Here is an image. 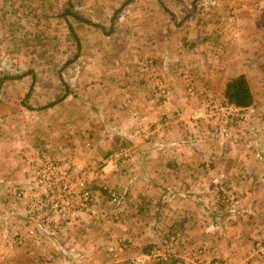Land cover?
<instances>
[{
  "label": "rangeland",
  "instance_id": "obj_1",
  "mask_svg": "<svg viewBox=\"0 0 264 264\" xmlns=\"http://www.w3.org/2000/svg\"><path fill=\"white\" fill-rule=\"evenodd\" d=\"M4 1L10 3L11 0H0V3ZM17 2L24 3V0H17ZM26 2L29 4L21 10L20 16L15 14L19 12V9H10L0 4V20L4 22L0 30L7 31L6 35L0 34V77L20 75L14 79L7 78L0 85V185L5 199L0 201V208H2L0 228L3 221H6L7 227L12 231L11 236L13 232H16L15 236L17 239L20 238L17 240L19 246L31 241L39 244H27L25 248L14 249L13 247V252H8L5 256L2 254L4 249L0 248V264L6 262L5 260H10L9 264H16L19 255L22 256L19 264H47L46 262L50 261L45 257L52 254L51 248L47 245V242L51 241H48L47 237L58 239L68 236L69 239H74L80 245H84L83 251L104 254L99 249V242L90 243L91 240L97 238L107 239V241L111 239L110 226L107 230L100 227V213L112 207L113 209L115 207L116 211L129 191L142 192L143 187L136 183L132 185L121 183L117 185L119 188L115 189L107 183L96 184V180L104 175L101 169L106 160L104 156L108 151L123 148L115 155V161L118 162L117 168L127 169L132 161L130 158L141 155V152L130 150V147L132 145L141 146L142 136L135 128L130 129V124L134 120H130L126 127L120 122L117 128V116L114 117V109L111 111L110 106L106 108L105 104L102 108L97 105L96 99L109 95V93L113 94L114 89L95 88L96 85L90 87L95 79L102 78L107 69L101 70L99 74L91 71L92 65H84L86 57L80 58V51L91 49L94 43L118 48L114 50L115 56H118L119 47L124 44L127 46L126 53L130 51V54L139 53L140 55L141 52L148 51L149 47L144 42L146 41L144 34L148 33V28L152 26V23L144 27L142 25V28L140 23L134 19L137 16L140 18L143 16L137 11L133 19L131 13L134 8L128 4L126 6V3H158L167 12L166 15L171 18L170 21L176 22L170 25V29H164L167 33L177 32L178 34L182 30V27L178 29V26H182V21L177 19L185 15L196 17L188 19L196 21L194 23L196 31L204 32L208 27V31L215 34L219 23H227L226 30H228L227 28L240 25L242 21H246L244 25L247 26L250 23L248 20L254 18L263 20L264 0H49L48 3L52 2L55 7L54 16L57 12L62 15L61 10L64 9V4L70 3L72 10L82 17L81 21L72 20L74 23L72 28L77 38L78 35L84 38H81V43L78 38L77 48L69 32L67 34L65 31L63 34L61 27L56 26L55 19L57 18H52L53 14L48 6L51 3H45L44 0L32 3L27 0ZM94 3L97 7L93 9H96L97 13L92 12L90 8ZM179 3L183 4L179 6ZM163 5H167V9ZM113 17H116V20ZM108 18L112 23L114 21L113 28L105 25L108 23ZM13 20L18 22L13 23ZM127 20L128 24H125ZM94 21L104 25V29L97 30L96 34H94L96 30L90 28L93 25L89 23ZM236 21H240L239 24H235ZM185 26L191 27L190 24H185ZM252 33L253 31L245 30L242 35L249 36ZM108 34L113 36H108ZM231 37H238V34L237 36L231 35ZM169 38L168 44L172 40V37ZM223 38L224 36L219 37L217 41H211L208 46L214 45L215 47ZM162 42L166 43V40ZM178 42L181 45L185 43L186 50L190 40L178 38ZM173 44L170 46L166 44V47L175 49ZM168 60L173 63L177 62L171 58ZM168 60L166 63H169ZM95 74H97L96 77ZM134 92L137 90L134 89ZM99 109L103 111L101 115H99ZM201 110L203 117L200 118V124H193L190 117L181 121L183 122L181 129L184 133L180 144L186 142L188 145L199 144L201 147H209L211 143L218 142V145H222V143L225 144L224 141L230 134L232 137V134L245 128L248 132L256 130L253 112H243L241 115L232 114L223 106L219 108L217 104L214 106L208 104ZM259 127H264V124ZM118 131L122 133L118 136L119 139L116 136ZM133 134L140 137L132 139ZM207 135L210 139L206 137ZM236 142L233 139L227 141V143H235L234 145ZM190 148L187 147V149ZM222 155L220 152L216 161L212 159L215 166L218 164L217 161H223ZM79 181L84 183L82 187L89 195L87 201L82 200V188L78 184ZM48 186L49 189H47ZM151 186L157 197L146 201H151L153 207L155 206L154 201L161 204L163 210L159 209L160 213L157 216L152 214V219L159 221L162 228L167 222L164 217L168 215L166 214L168 207L173 206L174 201L188 200L185 195L186 188L190 185H179V188L184 190L177 195H173L168 188L162 191L155 185ZM202 186L198 185L200 192L203 191L200 189ZM207 186L204 185V191L212 198H216L214 201L220 203L215 207L216 212L220 213H217L213 220L218 224L223 223L227 217L228 220L234 221L235 217L232 214H236L240 204L237 190L233 186L229 187L223 178H218L217 181L211 179ZM100 198H103V202L99 200ZM137 198L138 203L142 202L143 198ZM129 199L131 204H137V200L130 195ZM11 207L14 211L20 209L22 215L24 214L19 223L21 224L19 231L17 228L12 229L18 222L16 218L12 214L4 215V212L8 213ZM3 225L6 224L3 223ZM27 229L32 231L29 235ZM164 231L160 230V234L162 235ZM238 234L231 231L230 238L238 237ZM163 235L166 236L161 241L160 239L154 240L156 245L150 249L151 252L148 254L155 259L156 264H173L169 262L170 259L161 260L159 263L158 258L165 256L160 245L165 246L172 242L175 233L169 235L168 232H164ZM171 236L173 237L170 238ZM2 238L0 234L1 241ZM123 239L120 238L117 242L123 245ZM249 239L247 237L245 241L248 243ZM86 242L89 243L85 244ZM122 245H117L112 249L113 252L119 249L117 252H122V256H130L132 252L123 250ZM248 245V249H242L244 253L239 257L238 264H250L251 261L264 264V237L256 241L251 240ZM71 246H73L71 248L72 257L69 260L81 261L84 258L83 253L76 250L75 244ZM112 250L107 249L109 252ZM56 251H60V254L56 256H60L61 262V249H56ZM137 257L141 255L134 253L130 259L127 258V261L130 263L131 259ZM199 264L230 263L228 259L205 258Z\"/></svg>",
  "mask_w": 264,
  "mask_h": 264
},
{
  "label": "crops",
  "instance_id": "obj_2",
  "mask_svg": "<svg viewBox=\"0 0 264 264\" xmlns=\"http://www.w3.org/2000/svg\"><path fill=\"white\" fill-rule=\"evenodd\" d=\"M26 1L18 3L17 0H11L10 3L4 1L0 4L10 9H19V12L17 11L15 14L20 16L21 10L29 4ZM37 1L30 0L31 3ZM44 1L48 3L49 0ZM49 3L50 12L53 14L52 18H57L55 19L56 26L61 27L63 34L65 31L68 34L67 24L72 26L74 24L72 20L76 19L70 13L63 14V11L69 8V11L75 12L72 10L71 4L65 3L64 9L61 10L62 15L57 12L54 16V4ZM127 4L134 8L131 13L133 19L137 11L143 16V18L137 16L134 19L140 23L141 27L152 23V26L148 28V33L144 34L143 32L146 40L144 42L149 47L148 51L141 52L140 55L139 53L130 54V51L126 53L127 46L124 44L119 47L118 56H115L114 50L118 48L94 43L91 49L80 51V58L85 56L84 65H92L91 71L97 74L101 70L107 69L102 78L95 79L90 87L92 85H96L95 88L110 87L114 89L113 94L109 93V95L96 99L97 105L102 108L105 104L106 108L110 106L111 111L114 109V117L117 116V128L120 122L122 126L126 127L130 120H134L130 124V129L135 128L142 136L141 146L134 147L132 145L130 147V150L141 152V155L131 157L132 161L127 169L117 168L118 162L115 161V155L123 148L108 151L105 154L106 160L101 169L104 171V175L103 177L99 176L96 184L107 183L116 189L119 188L117 185H121V183H130L131 185L136 183L142 185L143 191H129L116 211L115 207L114 209L112 207L108 208V211L100 213V227L107 230L110 226L111 239L107 241V239L97 238L91 240L90 243L99 242V249L104 254L83 251L84 245H80L74 239H69L68 236L58 239L47 237L48 241H51L47 242V245L51 248L52 254L45 258H48L47 260L51 264H156L155 259L149 256L150 249L156 245L154 242L158 239L161 241L166 236L163 235L164 232H168L169 235L171 233H175V235L172 242L165 246L160 245L165 256L163 258L158 256L159 263L161 260L170 259L169 262H173V264L194 262L199 264L205 258L210 260L221 258L228 259L230 264H238L239 257L244 253L242 249H248V243L251 240L256 241L264 237V127H259L264 124V19H247L250 22L247 26L244 25L247 22L242 21L240 25L227 28L228 30H226L227 23H219L216 26L218 28L216 33L213 34L208 31V27L204 32L196 31L194 25L196 21L188 20L196 17L181 15L177 20L182 21V26H178V29L180 30L182 27V30L178 34L177 32L171 34L164 29H170V25L174 21H170L171 18H168L167 12L158 3H126V6ZM181 4L183 3H179V6ZM184 5L186 6L185 3ZM94 7H97L96 3L90 8H92V12L97 13L98 11L93 9ZM163 7L167 9V5H163ZM108 19V23L105 25L113 28L114 21L112 23L111 19ZM113 19L116 20V17ZM17 22L13 20V23ZM239 22L236 21L235 24H239ZM89 23L93 25L90 28L96 30L94 34L98 33L97 30L104 29V25L98 21ZM126 23L128 24V20ZM185 24H190L191 27L185 26ZM3 25L4 22L0 20V27ZM245 30L253 31L252 35H242ZM236 32L238 37H231V35L237 36ZM0 34L6 35L7 31L0 30ZM108 36L113 35L108 34ZM223 36V40L215 47L214 45L208 46V43L213 40L217 41L219 37ZM169 37H172V40L168 44ZM78 38L81 43L83 37L78 35ZM178 38L190 40L186 50L185 43L182 45L180 42L177 43ZM162 40H166V43ZM174 42L175 44H173ZM166 44L168 46L175 45V49H168ZM169 58L177 60V62L173 63L168 60ZM167 60L169 63H166ZM237 73L244 74L252 95V103L245 108H236L223 101L224 83ZM134 89L137 92H134ZM208 104H213V106L217 104L219 108L223 106L225 110L237 115H241L243 112H253L256 130L248 132L245 128L232 134V137L230 134L225 139V144L222 143V145H218V142L211 143L212 145L209 147H201L199 144L188 145L186 142L187 145L180 144L184 133L181 129L183 126L181 121L190 117L193 124H200V118L203 117L201 109ZM123 108L126 110H120ZM99 112L101 115L102 109H99ZM116 133L117 139H119L118 136L122 133L120 131ZM200 134L205 136L203 133ZM139 137L135 134L132 135V139ZM229 138L237 141L236 145L227 143L230 141ZM188 146L191 148L187 149ZM220 152L223 154V161H217L218 164L215 166L212 159L216 161ZM214 167L215 171H213ZM173 168L175 169L173 170ZM218 178H223L229 187L233 186L237 190L240 202L236 214H232L235 220L230 221L227 217L223 223L219 224L213 218L217 213H220L215 209L216 205L220 203L214 201L216 198H212L204 191V185L208 187L211 179L217 181ZM183 184L190 185L186 188L185 195L188 200L174 201L173 206L168 207L166 210L168 215L164 217L167 222L161 228L159 221H156L155 218L152 219V214L157 216L163 210L161 204L154 201L155 206L153 207L151 201H146L157 197L151 185H155L157 189L159 187L162 191L168 188L170 192H173V195H177L181 190H184L179 188V185ZM198 185H203L200 187L203 189L202 192L199 191ZM129 195L137 200V204H131ZM137 197L144 200L142 199V202L138 203ZM1 200L5 199L0 185ZM99 200L103 202V198ZM1 212L2 208H0V214ZM9 214H12L18 221L12 229L17 228L18 230L21 225L19 224L21 217L24 214L22 215L20 209L14 211L13 207L8 213L4 212V215ZM3 223L0 228V234L3 236L2 241L0 239V248L4 249L2 253L4 256L8 252H13V247L15 249L27 244H39L31 241L19 246L17 240L20 238L17 239L15 236L17 233L13 232L11 236L12 231L7 227L6 221ZM160 230H165L162 235ZM231 231L239 233L238 237L230 238ZM67 232L69 233V229ZM247 237L250 238L248 243L245 241ZM120 238H124L123 245L117 242ZM70 242L75 244L76 250L83 253L84 258L81 261L69 260L72 257L71 248L73 246L71 245H74ZM118 243L122 245L123 250L132 253L134 251L141 257L131 259L129 263L127 258L130 259L134 253H131L130 256H122V252H117L119 249L113 252L112 249L116 248ZM56 249H61V262L60 256H56V254H60V251H56ZM107 249L112 251L109 252ZM246 253L249 254V252ZM21 259L22 256L19 255L16 264H19ZM5 261V264L10 263L8 262L10 260ZM50 262L46 263L50 264ZM250 264H256V261H251Z\"/></svg>",
  "mask_w": 264,
  "mask_h": 264
},
{
  "label": "trees",
  "instance_id": "obj_3",
  "mask_svg": "<svg viewBox=\"0 0 264 264\" xmlns=\"http://www.w3.org/2000/svg\"><path fill=\"white\" fill-rule=\"evenodd\" d=\"M71 14L76 20H82L77 13L69 11V8L63 11V14ZM67 29L69 34L74 39L75 48L79 46L78 38L75 35L73 28L70 24H67ZM24 75V73H22ZM20 75L13 76H2L0 77V85L3 80L7 78H17ZM223 101L225 104L236 107V108H245L248 107L252 103V95L249 89L248 82L243 73H237L226 80L224 83L223 91Z\"/></svg>",
  "mask_w": 264,
  "mask_h": 264
},
{
  "label": "built area",
  "instance_id": "obj_4",
  "mask_svg": "<svg viewBox=\"0 0 264 264\" xmlns=\"http://www.w3.org/2000/svg\"><path fill=\"white\" fill-rule=\"evenodd\" d=\"M78 184H79V185L81 186V188H82V200H83V201H87L89 195H88L87 191H86L85 189H83V187H82L84 183L82 184V183L79 181ZM49 188H50V187L48 186L47 189H49ZM112 199H114V198H112ZM27 230H28V233H27V234L29 235L32 231H31L30 229H27Z\"/></svg>",
  "mask_w": 264,
  "mask_h": 264
}]
</instances>
